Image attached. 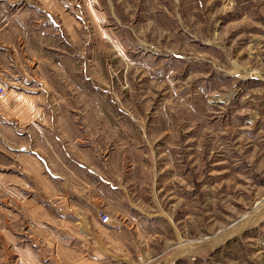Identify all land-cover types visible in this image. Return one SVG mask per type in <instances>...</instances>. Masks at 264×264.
Here are the masks:
<instances>
[{
	"label": "rangeland",
	"instance_id": "374dc122",
	"mask_svg": "<svg viewBox=\"0 0 264 264\" xmlns=\"http://www.w3.org/2000/svg\"><path fill=\"white\" fill-rule=\"evenodd\" d=\"M62 1L54 69L40 0H0L34 15L0 66V264H264V0Z\"/></svg>",
	"mask_w": 264,
	"mask_h": 264
},
{
	"label": "crops",
	"instance_id": "0c3cea01",
	"mask_svg": "<svg viewBox=\"0 0 264 264\" xmlns=\"http://www.w3.org/2000/svg\"><path fill=\"white\" fill-rule=\"evenodd\" d=\"M40 5L42 6V10L45 11L47 50L51 49L49 52L47 51L48 63H50V66L55 69L58 67V61H54L50 57L57 53L55 50L60 49L61 46L60 40L58 39L59 37L57 35L58 27L52 24L51 20H49L47 16L51 19L56 18L57 21H61L64 29H66L70 34L72 43H76L79 39L76 36L78 26L74 22V17L71 15V13L65 9L66 7L64 6L62 0H40ZM18 15V13H12L11 15L6 16V18L0 22V61L3 57L2 62H0V66H2V70L5 72L12 74H16L17 72L21 73L20 50L24 49L25 47L28 50L31 40L34 37V26L31 24V20L34 16L33 13L30 11V14L24 12L20 16ZM24 29L26 32L23 31ZM13 79L14 78H12L11 81L8 79H3L5 83L8 84L11 82V84L14 85L12 86L11 84H8L10 89L5 96V99H3L5 102L4 105L9 107L12 113L15 112L21 115L24 114V116L21 117L22 119L41 116L40 110L36 107V104L33 105L32 103L34 100L32 99V94H29L27 91H25L26 87L22 86L23 84H21L20 81ZM18 86L20 87L17 88ZM81 225L82 227L79 225L77 226V229H74V234H77V232L81 233L83 231L87 234V236L95 235L90 226L87 228L83 224ZM16 260L21 264H35L34 255L28 248H23L21 254H19V257L17 256Z\"/></svg>",
	"mask_w": 264,
	"mask_h": 264
},
{
	"label": "bare ground",
	"instance_id": "6f19581e",
	"mask_svg": "<svg viewBox=\"0 0 264 264\" xmlns=\"http://www.w3.org/2000/svg\"><path fill=\"white\" fill-rule=\"evenodd\" d=\"M257 208H258V206H257ZM257 208H256V209H257ZM261 209H262V208H261ZM259 210H260V209H259ZM258 212H260V211H258ZM247 223H248L247 221L244 222V223H242V225H241L240 227L234 229V232H238V231H240V230H243V228L245 227V224H247ZM240 224H241V223H240ZM232 234H233V233H232ZM234 234H235V233H234ZM225 237H226V236H225ZM227 237H230V236H227ZM204 239H205V238H204ZM204 239H203V240H204ZM224 239H225V238H224ZM211 240H212V239H211ZM219 240L222 241L223 239H222V240H221V239H218V238H217V239H214V241H213L212 243L217 242V241L219 242ZM199 241H200V240H199ZM210 243H211V242H210ZM212 243H211V244H212ZM211 244H210V245H211ZM186 245H187V244H186ZM186 245H185L184 247H182L180 254H183V255H184V253H186V254H191V253L194 251V250H192V249L190 248V245H189V246H186ZM196 245H197V244H196ZM199 245H200V244H199ZM212 245H213V244H212ZM202 246H203V245H202ZM196 247H197V246H196ZM193 248H194V247H193Z\"/></svg>",
	"mask_w": 264,
	"mask_h": 264
},
{
	"label": "built area",
	"instance_id": "2783aa9c",
	"mask_svg": "<svg viewBox=\"0 0 264 264\" xmlns=\"http://www.w3.org/2000/svg\"><path fill=\"white\" fill-rule=\"evenodd\" d=\"M0 89L2 90V92L4 91V87H1V86H0ZM0 97H3V93L0 94ZM98 215H99V217H100L102 223L107 224V223H109L110 220H111V216L108 215V214H106V213L99 212Z\"/></svg>",
	"mask_w": 264,
	"mask_h": 264
}]
</instances>
